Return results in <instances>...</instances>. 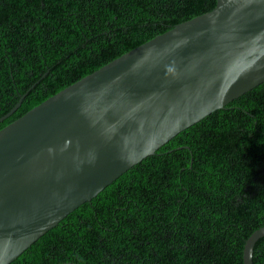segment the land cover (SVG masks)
I'll list each match as a JSON object with an SVG mask.
<instances>
[{"label":"trees","instance_id":"obj_1","mask_svg":"<svg viewBox=\"0 0 264 264\" xmlns=\"http://www.w3.org/2000/svg\"><path fill=\"white\" fill-rule=\"evenodd\" d=\"M217 0H0V129ZM264 226V83L180 132L10 264H244ZM253 264H264V236Z\"/></svg>","mask_w":264,"mask_h":264},{"label":"water","instance_id":"obj_2","mask_svg":"<svg viewBox=\"0 0 264 264\" xmlns=\"http://www.w3.org/2000/svg\"><path fill=\"white\" fill-rule=\"evenodd\" d=\"M261 83L264 0H217L211 11L125 52L7 124L0 129V264H10L180 132ZM263 236L264 226L247 239L244 264H253Z\"/></svg>","mask_w":264,"mask_h":264}]
</instances>
